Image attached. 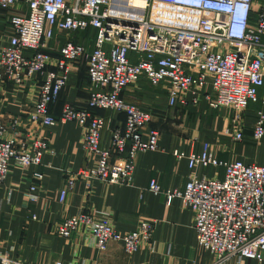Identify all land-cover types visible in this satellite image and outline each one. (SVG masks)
<instances>
[{
    "label": "built area",
    "instance_id": "built-area-1",
    "mask_svg": "<svg viewBox=\"0 0 264 264\" xmlns=\"http://www.w3.org/2000/svg\"><path fill=\"white\" fill-rule=\"evenodd\" d=\"M135 7L127 0L125 10L113 0H0V10L10 14L11 35L0 47V81L23 85L39 74V83L27 120L45 126L74 121L82 131V146L95 158L92 166L76 176L90 187L93 180L127 184L139 153L158 148L159 131L149 128L151 113L130 103L122 92L144 79L162 86L167 105H197L203 99L210 108H230L232 136L243 140L241 119L250 103L264 106V0H143ZM118 7V8H117ZM94 30V44L68 39L54 58L46 43L55 31L73 33ZM53 62L54 68H48ZM84 63L90 84L86 108L70 103L54 115L51 106L67 85L71 68ZM190 96V98H188ZM121 113L119 124L106 122L92 110ZM109 131L107 145H100L101 133ZM0 123V184L10 167L39 165L46 142H28L14 134L4 137ZM264 138V110L255 113L251 142ZM186 158L191 174L183 189L162 192L156 179L148 188L163 193L166 203L178 197L193 213L198 245L214 256L212 264L226 259H250L264 264V165L241 160L222 161L204 143L200 152H175ZM222 167V178L197 177V166ZM42 173L32 174L27 196L37 198ZM59 191L63 202L66 189ZM112 213L95 216L88 212L63 219L56 231L62 237L82 233L99 253L109 243L121 245L126 254L152 242L155 222L145 220L135 230L119 232ZM0 264H30L0 256ZM55 264H60L56 262Z\"/></svg>",
    "mask_w": 264,
    "mask_h": 264
},
{
    "label": "crops",
    "instance_id": "crops-1",
    "mask_svg": "<svg viewBox=\"0 0 264 264\" xmlns=\"http://www.w3.org/2000/svg\"><path fill=\"white\" fill-rule=\"evenodd\" d=\"M11 13L0 10V47L9 42ZM93 34V29L73 33L55 31L45 49L56 58L59 48L71 39L90 50ZM48 68H54L53 62ZM42 78L37 74L23 85L0 81V123L5 127L4 137L15 134L17 139L28 142L36 138L48 141L39 165L11 166L0 184V254L30 264H212L214 256L198 245L192 211L178 197L166 203L165 195L155 194L148 185L151 179H156L162 192L183 189L191 169L186 158L177 160L174 153L200 152L204 143L210 145L219 160L264 165V138L256 144L251 142L255 113L264 110V106L257 103L247 106L240 126L243 140L236 141L232 136L230 108L213 109L203 99L197 105L170 107L162 86L153 88L145 80L131 84L123 90L122 97L151 113L148 126L159 131L158 148L137 155L129 183L93 180L88 187L76 176L82 168L92 166L95 158L83 149L81 127L74 121L45 126L27 120ZM158 91L162 92L163 102L166 99L165 106L158 103ZM263 91L264 85L259 93ZM89 94L85 64L76 63L52 106L54 115L66 103L86 108ZM103 117L107 124L113 121L119 124L124 118L123 114L108 110L103 112ZM108 140L109 131L104 129L100 145H107ZM36 171L43 178L38 183V197L32 200L27 192ZM194 173L197 177L222 178L224 169L199 165ZM68 177L74 181L60 202L59 191L66 186ZM82 211L112 213V222L121 233L135 230L141 221L153 220L152 242L141 244L129 255L120 244L112 242L106 251L99 253L90 246L85 234L62 237L56 233V226L63 219ZM219 264L259 263L232 257Z\"/></svg>",
    "mask_w": 264,
    "mask_h": 264
},
{
    "label": "rangeland",
    "instance_id": "rangeland-1",
    "mask_svg": "<svg viewBox=\"0 0 264 264\" xmlns=\"http://www.w3.org/2000/svg\"><path fill=\"white\" fill-rule=\"evenodd\" d=\"M126 3H127V0H113V5H115V6H120L121 8H124L125 10H130V9H128V6H126ZM118 8V7H117ZM93 44H94V34H93ZM139 85H141L140 83H139ZM142 85H144L143 83H142ZM148 87V86H147ZM149 88V87H148ZM157 91V90H156ZM157 94H158V97H159V100H158V103L160 104V102H161V104H163L164 106H165V104L164 103H166V99L164 100V102H163V100H162V92L161 91H158L157 92ZM37 139H41V140H44L45 142H46V145H47V147H48V141L46 140V139H43V138H36V139H33L32 141H35V140H37ZM262 160V159H261ZM68 178H70V177H68ZM73 179V178H72ZM73 181H74V179H73ZM82 212H86V211H82ZM80 213V212H79ZM88 213H90V212H88ZM103 213H109V212H103ZM103 213H98V212H96V213H90V214H93V215H95V216H101V214H103ZM75 215H77V214H75ZM74 216V215H73ZM71 217V216H70ZM68 218V217H67ZM66 219V218H65ZM110 219H111V222H112V217L110 216ZM113 223V222H112ZM131 232V231H130ZM56 233L58 234V232L56 231ZM126 233H128V232H126ZM72 234H74V233H72ZM71 234V235H72ZM59 235V234H58ZM70 235V236H71ZM59 236H61V235H59ZM69 236V237H70ZM112 243V242H111ZM113 243H115V242H113ZM103 253V252H102ZM125 253V252H124ZM126 254V253H125ZM126 255H129V254H126ZM0 256H6L5 254H0ZM23 261V260H22Z\"/></svg>",
    "mask_w": 264,
    "mask_h": 264
},
{
    "label": "trees",
    "instance_id": "trees-1",
    "mask_svg": "<svg viewBox=\"0 0 264 264\" xmlns=\"http://www.w3.org/2000/svg\"><path fill=\"white\" fill-rule=\"evenodd\" d=\"M87 79H88V78H87ZM142 80H144V79H142ZM88 81H89V80H88ZM140 81H141V80H140ZM145 81H146V80H145ZM146 82H147V81H146ZM148 84H149V83H148ZM149 85H150V84H149ZM150 86H151V85H150ZM151 87H153V86H151ZM153 88H156V87H153ZM57 100H58V99H57ZM56 102H57V101H56ZM56 102H55V103H56ZM55 103H54V104H55ZM54 104H53V105H54ZM53 105H52V106H53ZM52 106H51V110H52ZM92 111L95 112V113H97V114H100V115L103 116V112H104V111H107V110H98V109H94V110H92ZM108 111H109V110H108ZM52 113L54 114L53 111H52ZM123 119H124V118L122 117L121 122L123 121ZM113 122H115V121H113Z\"/></svg>",
    "mask_w": 264,
    "mask_h": 264
},
{
    "label": "bare ground",
    "instance_id": "bare-ground-1",
    "mask_svg": "<svg viewBox=\"0 0 264 264\" xmlns=\"http://www.w3.org/2000/svg\"><path fill=\"white\" fill-rule=\"evenodd\" d=\"M132 2L134 3L135 7L140 8L143 6V0H132Z\"/></svg>",
    "mask_w": 264,
    "mask_h": 264
}]
</instances>
